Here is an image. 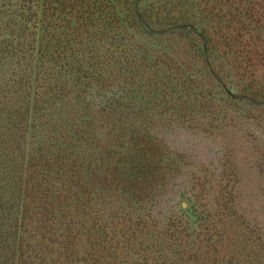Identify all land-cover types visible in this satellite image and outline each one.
Here are the masks:
<instances>
[{"label":"rangeland","instance_id":"rangeland-1","mask_svg":"<svg viewBox=\"0 0 264 264\" xmlns=\"http://www.w3.org/2000/svg\"><path fill=\"white\" fill-rule=\"evenodd\" d=\"M79 1L86 6L78 11L71 9L73 0L57 1L55 13L42 9L43 25L31 28L37 50L62 48L69 52L63 59L84 62L79 94L86 101L76 112L99 138L101 132L113 133L105 116L97 121L94 115L113 108L114 47L126 48L137 99L131 128L140 132L132 142L168 161L170 169L151 203L144 195L114 194L112 207L89 178L96 196L84 202L81 240L71 249L78 253L58 257L56 248L54 259L63 264H264V0H122L123 43L114 37V0ZM144 12L153 15L148 28L139 16ZM203 32L210 35L207 45ZM79 45L87 48L84 59ZM93 128L88 143L94 142ZM118 130L114 127V149L121 150ZM206 210L216 213L219 228L204 217ZM187 213L197 229L194 244L185 236ZM223 213L254 232L252 248L227 236L229 218Z\"/></svg>","mask_w":264,"mask_h":264},{"label":"trees","instance_id":"trees-1","mask_svg":"<svg viewBox=\"0 0 264 264\" xmlns=\"http://www.w3.org/2000/svg\"><path fill=\"white\" fill-rule=\"evenodd\" d=\"M57 1L0 0V264H63L54 259L56 248L58 257L78 253L71 249L81 240L84 202L87 196H96L90 191L89 178L99 187L96 191L102 200L104 196L112 207L114 194L119 198L128 193L144 195L154 202L160 182L169 179L164 173L170 163L132 142L140 132L131 128V109L137 99L133 100L135 75L125 61L126 48L114 47L113 108L94 115L97 121L105 116L113 133L101 132L98 138L96 129L80 120L76 106L82 107L86 101L79 94L85 85L80 77L84 62L63 59L69 52L58 47L46 46L40 53L36 31L31 29L43 25L38 21L42 9L55 13ZM73 1L72 10L86 6L84 1ZM121 1L114 0V37L123 43L126 20L120 11ZM140 4L137 11L142 9ZM144 15L139 16L148 28L153 15ZM67 22L71 25L72 18ZM202 36L207 45L209 33ZM86 49L83 45L76 48L83 59ZM114 127L119 129L115 139L123 144L121 150L114 149ZM92 128L94 142L88 143L86 134ZM120 166L131 172L127 174ZM143 167L144 171L133 173L134 168ZM210 212L206 210L204 217L214 222L216 213ZM221 215L227 220L230 214ZM184 216L190 226V234L185 236L192 237L194 244L197 229L192 228L188 213ZM230 218L225 226L229 228L227 236H235L247 250L252 248L254 232ZM217 222L214 226L219 228L222 223Z\"/></svg>","mask_w":264,"mask_h":264}]
</instances>
